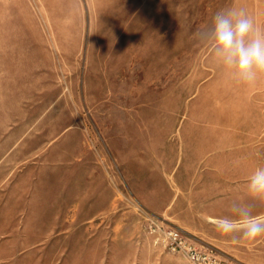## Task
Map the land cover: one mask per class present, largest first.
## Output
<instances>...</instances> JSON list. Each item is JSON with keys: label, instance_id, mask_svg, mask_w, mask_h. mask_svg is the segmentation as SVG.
<instances>
[{"label": "rangeland", "instance_id": "rangeland-1", "mask_svg": "<svg viewBox=\"0 0 264 264\" xmlns=\"http://www.w3.org/2000/svg\"><path fill=\"white\" fill-rule=\"evenodd\" d=\"M230 7L264 29V0H0V264H194L151 224L264 264V237L228 255L167 216L196 194L264 216L247 194L264 167V77L235 82L197 40ZM164 187L155 214L139 197Z\"/></svg>", "mask_w": 264, "mask_h": 264}, {"label": "clouds", "instance_id": "clouds-1", "mask_svg": "<svg viewBox=\"0 0 264 264\" xmlns=\"http://www.w3.org/2000/svg\"><path fill=\"white\" fill-rule=\"evenodd\" d=\"M197 40L235 82L248 85L264 77V29L245 8L217 11ZM247 194L252 200L264 201V167H257L248 177ZM231 213L215 221L221 235L247 243L264 237V216L254 214L250 205L233 202Z\"/></svg>", "mask_w": 264, "mask_h": 264}, {"label": "crops", "instance_id": "crops-1", "mask_svg": "<svg viewBox=\"0 0 264 264\" xmlns=\"http://www.w3.org/2000/svg\"><path fill=\"white\" fill-rule=\"evenodd\" d=\"M124 146L126 147V144H124ZM80 184L76 182L74 183V194L75 197L79 194V198H82ZM62 186L59 189L60 191H58V196L61 199L66 196V190L62 189ZM109 188L110 187L106 188V195H108L110 192ZM151 191L148 190L149 193ZM170 193V189L168 187H164L162 189V194L164 196L159 199H150L154 200L155 202H149L147 200L149 197H144L141 195L139 200L145 202V205L155 214L164 213L166 207H168L171 203L169 198ZM215 196L218 197L214 200L202 198L200 194H196L193 196V198L190 195L189 198H187L186 195L182 196L173 204L167 216L170 218V221L173 224L180 227L185 233L189 234L195 240H198L202 243L207 242L213 248L218 249L223 253H227L228 255L234 254L243 248V245H240L243 244V241L236 242L231 237L221 235L216 231L214 226L218 217L227 216V211L225 210L227 207L228 210H231L232 203L230 202L227 204L226 200L222 199L220 194H216ZM75 197L72 196L68 200H72V198L75 199ZM256 241H258V238ZM245 244L248 246V244H253V242H246Z\"/></svg>", "mask_w": 264, "mask_h": 264}, {"label": "built area", "instance_id": "built-area-1", "mask_svg": "<svg viewBox=\"0 0 264 264\" xmlns=\"http://www.w3.org/2000/svg\"><path fill=\"white\" fill-rule=\"evenodd\" d=\"M149 230L157 234L160 242L170 252H180L186 256L194 264H230L225 260H221L211 251H201L194 246L187 238L182 235L179 229L175 228H162L158 225H150Z\"/></svg>", "mask_w": 264, "mask_h": 264}]
</instances>
